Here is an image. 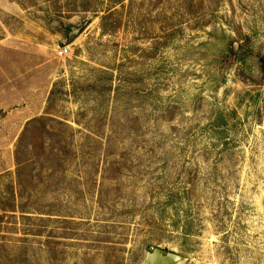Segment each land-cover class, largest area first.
Returning <instances> with one entry per match:
<instances>
[{
	"label": "rangeland",
	"instance_id": "obj_1",
	"mask_svg": "<svg viewBox=\"0 0 264 264\" xmlns=\"http://www.w3.org/2000/svg\"><path fill=\"white\" fill-rule=\"evenodd\" d=\"M149 248L264 264V0H0V264Z\"/></svg>",
	"mask_w": 264,
	"mask_h": 264
},
{
	"label": "water",
	"instance_id": "obj_2",
	"mask_svg": "<svg viewBox=\"0 0 264 264\" xmlns=\"http://www.w3.org/2000/svg\"><path fill=\"white\" fill-rule=\"evenodd\" d=\"M87 25L88 23H84L82 27H80L77 31L69 35L65 43L60 42L59 46L68 47L69 45H71L81 35ZM183 260V257L173 252L149 248L144 260V264H179Z\"/></svg>",
	"mask_w": 264,
	"mask_h": 264
},
{
	"label": "built area",
	"instance_id": "obj_3",
	"mask_svg": "<svg viewBox=\"0 0 264 264\" xmlns=\"http://www.w3.org/2000/svg\"><path fill=\"white\" fill-rule=\"evenodd\" d=\"M67 51H68V47H62V48H59L58 53H59L60 56H62L64 54H66Z\"/></svg>",
	"mask_w": 264,
	"mask_h": 264
}]
</instances>
